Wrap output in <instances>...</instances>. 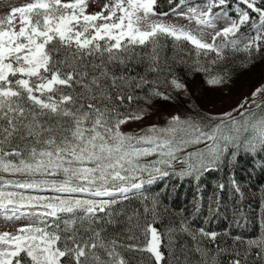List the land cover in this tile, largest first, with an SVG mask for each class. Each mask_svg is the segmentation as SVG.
Listing matches in <instances>:
<instances>
[{"label":"snow or ice","instance_id":"snow-or-ice-1","mask_svg":"<svg viewBox=\"0 0 264 264\" xmlns=\"http://www.w3.org/2000/svg\"><path fill=\"white\" fill-rule=\"evenodd\" d=\"M258 59L264 0L3 4L0 264H264V81L196 98Z\"/></svg>","mask_w":264,"mask_h":264},{"label":"rangeland","instance_id":"rangeland-1","mask_svg":"<svg viewBox=\"0 0 264 264\" xmlns=\"http://www.w3.org/2000/svg\"><path fill=\"white\" fill-rule=\"evenodd\" d=\"M18 2L19 0H0V11H3V4ZM261 81H264V61L258 59L248 70L237 69L230 83L224 88L212 91L207 96L203 92H197V102L208 108L220 107L223 99L242 98V94L258 86ZM171 107L167 106V110H170ZM153 119L155 120V117ZM137 127L136 124H130L128 130H135Z\"/></svg>","mask_w":264,"mask_h":264},{"label":"trees","instance_id":"trees-1","mask_svg":"<svg viewBox=\"0 0 264 264\" xmlns=\"http://www.w3.org/2000/svg\"><path fill=\"white\" fill-rule=\"evenodd\" d=\"M241 175H243L245 179H247V174L244 173L243 171H241ZM208 179L211 180L212 178L209 177ZM252 182L255 186L248 193L247 199L244 201V204L242 205V207L244 211L247 212L253 220H255L256 216H258L260 212V201L258 198V195H259L258 190H259L260 184L264 183V178H262L260 174H257L256 176L252 178ZM210 190L211 189H209V191ZM179 191H180V198H179V201H177V203L182 205L186 200L191 199L193 189H192L191 184L188 181L183 182V187L180 188ZM253 193L256 194V198H253ZM225 195L227 194L225 193ZM258 227H259L258 224L251 225L252 231H250L248 234H253L254 231L258 230Z\"/></svg>","mask_w":264,"mask_h":264}]
</instances>
